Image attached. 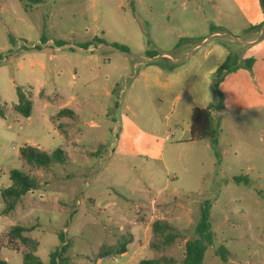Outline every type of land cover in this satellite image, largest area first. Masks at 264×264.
<instances>
[{"label": "rangeland", "instance_id": "374dc122", "mask_svg": "<svg viewBox=\"0 0 264 264\" xmlns=\"http://www.w3.org/2000/svg\"><path fill=\"white\" fill-rule=\"evenodd\" d=\"M262 1L0 0V259L24 264L26 249L3 237L20 225L34 227L28 235L38 240L36 256L45 264L60 233L71 244L67 264L162 258L180 264L208 206L215 241L203 264H224L220 246L228 251L226 264H264V25L251 28L264 22ZM206 37L176 65L154 60L137 66L147 52L185 56ZM249 57L255 58L251 70L239 68L219 81L214 131L177 142L181 132L161 121L140 72L148 66L181 71L166 104L185 91L180 122L187 103L214 96L211 68L229 58L245 64ZM17 87L31 96L30 117L13 108ZM64 107L76 114L58 125ZM74 138L84 154L74 161L44 167L20 154L31 146L73 155ZM12 170L36 178L39 188L4 213L1 192L10 187ZM156 221L177 235L174 242L160 246ZM123 237L131 238L126 255L97 258L102 244Z\"/></svg>", "mask_w": 264, "mask_h": 264}, {"label": "trees", "instance_id": "16d2710c", "mask_svg": "<svg viewBox=\"0 0 264 264\" xmlns=\"http://www.w3.org/2000/svg\"><path fill=\"white\" fill-rule=\"evenodd\" d=\"M27 1L31 4H39L44 2V0ZM261 5L264 13V0L262 1ZM263 25L264 22L251 28H261ZM213 32H216V30ZM10 41L14 42L15 40L13 37H10ZM94 41L99 40L95 39ZM44 42H46L45 39ZM59 43L62 44V42ZM111 46L123 52L129 51L128 48L122 44L112 43ZM87 47L88 45L86 44L81 46V48ZM147 56L153 57L155 56V54L147 52ZM231 61L232 59L229 58L224 64L218 67L215 72V79L217 81L214 83V95L216 99L218 95L219 81L222 79L224 74L231 73L239 68H246L251 70L253 68L255 58H247L244 61L245 64H239V62L237 61ZM16 90L18 102L13 106L14 110L25 117H30L33 104L30 94L23 87H17ZM220 107L221 106L216 101L214 103H210L206 108L193 109L191 114L190 129L191 140L204 139L208 133L214 131V116L220 110ZM66 114L73 115L74 113L73 111L64 108L59 113H57V116L62 117ZM0 115L3 116V112L1 110ZM217 143L218 142L215 139L213 141V145H217ZM20 154L21 157L28 163L44 167H48L57 163H66L69 160L66 151L60 148L54 150L52 153H47L31 146H25L20 149ZM216 156L217 158L219 157L218 152H216ZM10 180V187L4 189L1 192L5 204L4 213H10L11 211H13L23 196L28 193H33L36 189L39 188V183L36 178L27 175L20 170H12L10 172ZM237 181H241V179H237ZM33 229V226L29 227L15 225L11 227L3 237L6 238L7 244L16 246L17 243H20L22 247L26 249L23 254L24 264H45L39 259V257L36 256V252L39 246L38 240L28 235V233ZM166 229H168V225L164 224L161 221H156L153 224V230L156 233L161 234L162 236L160 246L169 245L177 238L176 234L172 233L171 231H166ZM195 235V238L186 242L184 258L180 264H203L207 249L214 244L215 238L214 233L211 230L210 213L208 206L202 208L201 217L195 229ZM58 239L60 245L58 246V248H56L55 251L51 253L48 264H67L69 258L68 253L71 244L67 240V237L64 233L58 234ZM130 243L131 238L123 237V239L121 241H118L115 245L108 246L106 244H102L97 253V258L103 260L107 256H112L115 254H125L128 251V245ZM20 249L21 248H18L17 246L14 250L19 251ZM217 254L220 256L222 262L226 264L228 254L227 249L224 246H220L217 249ZM166 260V258L154 260L143 259L139 264H163ZM0 264L9 263L5 260L0 259Z\"/></svg>", "mask_w": 264, "mask_h": 264}, {"label": "crops", "instance_id": "0c3cea01", "mask_svg": "<svg viewBox=\"0 0 264 264\" xmlns=\"http://www.w3.org/2000/svg\"><path fill=\"white\" fill-rule=\"evenodd\" d=\"M214 33H219V31L216 30V32H212L211 34H214ZM206 41H207V37L203 39L201 44L194 45L185 56L176 57V56H173L172 54L169 55L167 52H162L161 54H157L153 57L144 56L143 59L137 64V66H141L143 63H151L154 60H164V61L171 62V64L175 63L176 65V63L178 62H182L188 59L192 55V53L200 49L203 46V43H205ZM45 43H47V41ZM210 51L211 50H208V53ZM208 53L205 55H208ZM53 56L54 55H52V57ZM215 69L217 70L216 67H213L211 68L210 71L216 72ZM180 74H181V71H178V70L171 71L170 69L161 68L157 66H148L147 68L143 69L140 72V75L143 77L145 90L149 96L150 102L152 106L154 107L157 115L160 117L163 123L164 122L166 123V126L173 129V132L174 131L181 132L180 136L177 138V142L182 143V142H189V140H191L190 129H191V114H192L193 109L206 108L207 105H209L210 103L216 102L217 99L215 95L211 96L209 94V95H206L204 99H201V101H199L198 99H194V101L187 103L186 105L187 106V116L186 115L183 116L182 120L179 122L178 121V117H179L178 104L180 101L183 100L185 91L183 89H180L177 92V94L174 95L172 99L173 103L171 104V107L166 108V104L168 101V93H170L175 86L180 84ZM150 91L156 93V97H153ZM205 102L208 103L206 104V106L205 104H202ZM64 108L67 109L68 107H64ZM50 119L53 120L52 118ZM56 122L57 124L67 123L66 116H62L61 118H58ZM173 132H171L172 136H176V134ZM76 134L78 137V131ZM68 136L71 137L70 133H68ZM128 136H130V134H128ZM71 142L77 145V148L74 149L75 152L73 155H71L69 151L68 152L66 151V153L68 154L69 160L74 161L73 157L75 159L81 156L84 157L83 151L80 150V148L78 147V145H80V141L74 138L73 141ZM173 179H175V177H173ZM165 181H166L165 186H167L168 179L167 178L164 179V182ZM164 193H165V190L159 191V195L164 194ZM57 246H59V244ZM127 253L122 254V255H126Z\"/></svg>", "mask_w": 264, "mask_h": 264}, {"label": "built area", "instance_id": "2783aa9c", "mask_svg": "<svg viewBox=\"0 0 264 264\" xmlns=\"http://www.w3.org/2000/svg\"><path fill=\"white\" fill-rule=\"evenodd\" d=\"M106 258H108L107 260H116L115 256H109V257H106Z\"/></svg>", "mask_w": 264, "mask_h": 264}]
</instances>
